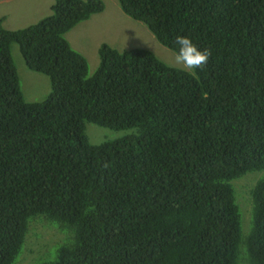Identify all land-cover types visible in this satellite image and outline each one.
<instances>
[{
	"label": "trees",
	"instance_id": "1",
	"mask_svg": "<svg viewBox=\"0 0 264 264\" xmlns=\"http://www.w3.org/2000/svg\"><path fill=\"white\" fill-rule=\"evenodd\" d=\"M115 1L174 53L185 35L211 56L192 74L101 43L89 74L64 34L101 0H52L14 30L0 17V264L36 216L65 242L34 264H264V0ZM11 43L44 99L24 101ZM85 123L134 131L92 144ZM250 171L242 234L232 180Z\"/></svg>",
	"mask_w": 264,
	"mask_h": 264
},
{
	"label": "rangeland",
	"instance_id": "2",
	"mask_svg": "<svg viewBox=\"0 0 264 264\" xmlns=\"http://www.w3.org/2000/svg\"><path fill=\"white\" fill-rule=\"evenodd\" d=\"M101 1L103 9L100 12L79 21L64 34L70 47L86 59L89 74L98 64L97 49L101 43H106L117 50L147 49L166 65H172L175 53L157 42L142 22L124 14L115 0ZM51 2L52 0H0L1 24L5 29L14 30L35 23L50 13ZM10 55L24 101L44 99L50 90L48 77L25 66L16 43L10 44ZM84 126L88 141L92 144L113 140L134 131V128L115 130L99 127L93 123H85ZM260 175L261 171H250L232 180L236 184L235 189L233 188L236 203L238 204L239 201L241 206V210L240 207L238 208L242 234L247 232L250 221V204L248 206L246 201L247 191ZM37 218L39 216L29 221L27 234L13 264H34L39 258L50 255L52 257L54 249L65 242L64 230L58 231L53 224L38 222Z\"/></svg>",
	"mask_w": 264,
	"mask_h": 264
},
{
	"label": "clouds",
	"instance_id": "3",
	"mask_svg": "<svg viewBox=\"0 0 264 264\" xmlns=\"http://www.w3.org/2000/svg\"><path fill=\"white\" fill-rule=\"evenodd\" d=\"M175 44L177 50L172 67L194 74L196 69H203L206 66L211 56L210 49H199L193 40L185 35H178L175 38Z\"/></svg>",
	"mask_w": 264,
	"mask_h": 264
}]
</instances>
